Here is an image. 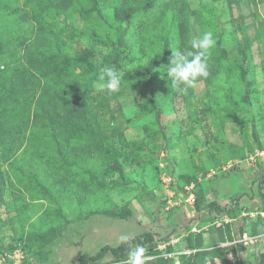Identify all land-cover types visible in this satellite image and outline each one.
<instances>
[{
    "label": "rangeland",
    "instance_id": "374dc122",
    "mask_svg": "<svg viewBox=\"0 0 264 264\" xmlns=\"http://www.w3.org/2000/svg\"><path fill=\"white\" fill-rule=\"evenodd\" d=\"M51 1L37 36L23 0H0V255L130 264L82 257L149 231L143 264H264L246 214L264 206V0ZM206 32L208 75L176 92L170 48ZM105 66L117 91L95 87Z\"/></svg>",
    "mask_w": 264,
    "mask_h": 264
},
{
    "label": "clouds",
    "instance_id": "9594fccd",
    "mask_svg": "<svg viewBox=\"0 0 264 264\" xmlns=\"http://www.w3.org/2000/svg\"><path fill=\"white\" fill-rule=\"evenodd\" d=\"M190 44L191 50L183 52L170 48L172 57L166 71L168 80L171 81V89L179 93L186 92L189 87L195 86L199 78L208 75V59L216 46V40L211 32H206L199 37L192 38ZM120 79L119 73L113 67L105 66L99 71L95 87L101 91H117ZM120 241L127 244L129 237L121 236ZM128 260L130 264H143L144 249L136 248L130 251Z\"/></svg>",
    "mask_w": 264,
    "mask_h": 264
},
{
    "label": "trees",
    "instance_id": "16d2710c",
    "mask_svg": "<svg viewBox=\"0 0 264 264\" xmlns=\"http://www.w3.org/2000/svg\"><path fill=\"white\" fill-rule=\"evenodd\" d=\"M23 3L25 4L24 6L25 8L21 10V12H19L17 17L22 18V15H23V19L25 20L24 23L26 24L29 23L30 25H32L31 27L37 33V36H43L46 32L51 31L47 28L46 25L48 24L47 20L49 18H52V13L51 14L49 13L48 6L51 7L52 6L51 4L53 2L51 0H23ZM153 4H154V0H145L144 6L145 8H149V7H152ZM16 8L17 9L14 11L19 10V7H16ZM66 54L67 53L66 51H64L63 47L58 46L57 51L51 53V57L57 58L59 56H62V57L64 56L68 60L70 57H69V54L67 55ZM85 55L82 56L83 59H85ZM69 85L70 84H68L66 87L62 86L60 90L70 89ZM195 194H196V204H195L196 208L195 209L198 210V208L200 207V203H202V200H204L203 199L204 195H203L202 190L200 189ZM234 200H235V204L238 205L239 199L237 198ZM205 206L209 212H211V210L212 211L215 210V214H222L226 210V207H227L226 205L225 206L220 205L219 203H216L215 201H209ZM259 221L262 223V225H264V223L261 220ZM154 239H155L154 233L149 232V231L142 232V233L135 235L134 237H129V242L127 244L120 242V244L117 246H111L108 244L104 245L95 255L89 258L82 257V260H83V263L97 261V260L102 259L107 253H110L113 256L118 257V258L126 257L130 253V251H132L134 247L143 248L147 244L153 242Z\"/></svg>",
    "mask_w": 264,
    "mask_h": 264
},
{
    "label": "built area",
    "instance_id": "2783aa9c",
    "mask_svg": "<svg viewBox=\"0 0 264 264\" xmlns=\"http://www.w3.org/2000/svg\"><path fill=\"white\" fill-rule=\"evenodd\" d=\"M189 188V187H188ZM187 188V190H189ZM186 195V192L182 195ZM188 202V204L192 207L195 206L196 204V194L193 191L188 192L186 196H184L183 199L180 201ZM246 214H249L252 218L255 220H261L264 223V206L260 207L256 210H251L247 212ZM259 236L253 235L249 232H243L242 235V241L245 245H248L250 243H254ZM0 264H36L31 262L30 260L27 259L25 253L21 249H16L13 252H10L6 255H0Z\"/></svg>",
    "mask_w": 264,
    "mask_h": 264
}]
</instances>
